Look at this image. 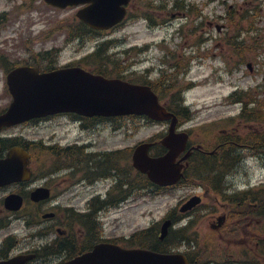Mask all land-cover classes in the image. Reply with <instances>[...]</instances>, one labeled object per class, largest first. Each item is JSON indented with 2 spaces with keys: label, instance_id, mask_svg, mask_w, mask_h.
I'll return each instance as SVG.
<instances>
[{
  "label": "rangeland",
  "instance_id": "1",
  "mask_svg": "<svg viewBox=\"0 0 264 264\" xmlns=\"http://www.w3.org/2000/svg\"><path fill=\"white\" fill-rule=\"evenodd\" d=\"M144 1L137 0L136 7H138L136 8L134 3L130 7L131 11L134 14L140 12V6L143 10L147 9ZM151 1L154 2L152 5L155 9L150 13L154 20L149 24V18L141 12L140 16L131 20L128 25L114 30L109 33V37L103 38L111 39L115 45H119L117 49L111 51L123 52L127 49H134L133 46L137 48V46L146 43H150L151 47H147L139 54H130L136 58L135 66L128 67L131 63L128 66L113 63L106 72L115 76L131 75L132 78L144 79L143 71L146 70V67L159 64L158 60L162 55V49L172 51L173 54L167 58L170 63L179 62L180 65H185L184 58L190 56L192 57L190 59L191 69L183 77L184 81L181 82V85L186 89L185 95L190 103V112L195 118L189 124L193 127V138L205 143L211 141L212 137L227 124L226 121L229 118L220 122L222 116L234 117L238 115L239 118L243 113V123H247L248 111L244 112L242 103L232 101L230 95L236 90L240 92L255 88L257 91L254 96L264 99V48L256 49L254 46H248L256 41L262 42L264 45V0ZM184 4L189 6L183 13L181 8H184ZM246 10L252 14V18L255 20V32L249 31V21L243 19L248 14V12L243 13ZM75 12L76 8L48 7L43 0H0V16L3 18L0 22V61H8L7 59L10 57L15 59L19 52L20 55H23L22 49H42L44 43L41 40L32 42V46L27 41L33 36L39 37L38 34L42 30L53 24L59 26V38L56 41L47 42L45 47L52 44L62 46L64 41L77 33L69 26ZM57 19L66 21L58 25L59 20ZM157 24L161 25L155 26ZM239 33L238 39H242L241 45L236 48L232 47V44L228 46L227 39L224 37H236ZM101 39L93 35L81 39L75 37L65 47L66 50L60 56V62L80 57V55L94 50ZM196 49H204L200 56L204 58L203 60L198 58V53H188ZM245 49L248 51L246 52ZM113 54L116 62H121L116 58V53ZM93 60L99 62L100 58ZM156 77L154 76V78ZM3 82L4 79L0 73L1 95L5 94L2 88ZM240 97L248 99V95L245 94L236 96L237 99ZM204 122L208 123L205 127H201L200 123ZM69 126L63 120H56L50 125L47 123L41 126L30 125L27 128H20V131H24L30 141H32L31 139L36 140L35 138L42 132L45 134L56 133L57 136L52 143L59 142L60 145L65 146L72 144L79 136L77 130L67 131ZM164 129L163 125L151 121L130 119L128 126L125 124L122 129L115 130L113 127H108V130H103V127L94 129L91 133L83 135L80 141L95 142L100 150L111 151L117 146H135L139 141L156 135L158 138L155 139H161L158 133ZM246 132L248 133V129L240 132V135L243 136V133ZM124 154V156H120V160L115 159V161L120 163L119 167L125 176L128 172V159L127 153ZM242 155L248 158V163L238 165L229 176V180H235L241 186L247 184L248 187L264 183V157L255 155L254 151H244ZM234 157L236 156L234 155ZM35 158L37 159L36 155ZM139 181L140 184L145 183L142 180ZM199 191L197 185L188 184L180 185L164 193L149 191L143 193L140 191L139 199L133 203L132 207L125 205L121 209L107 212L103 215L102 222L106 225L105 229L108 235H128L131 231L148 227L162 220L170 210L178 209L181 205L180 202L190 193H200ZM207 202L209 200L205 199L204 203ZM221 211L220 208L215 215ZM211 216L210 213L207 217L205 216L204 208L198 209L189 217L190 220L196 219L190 229L191 233L203 236L205 232H208L209 222L207 219ZM260 228L262 225L259 228L253 227V230ZM251 246L254 248V245ZM182 249L185 250L186 247L184 246ZM261 249L263 250V247ZM240 250L238 252L234 246L221 248L219 240L215 236L207 245V253L201 254L199 259L207 258L203 264H215V261L226 253L239 255ZM254 255L258 256L259 254L256 252ZM261 259L263 260L262 257ZM248 264H253V262L250 260Z\"/></svg>",
  "mask_w": 264,
  "mask_h": 264
},
{
  "label": "flooded vegetation",
  "instance_id": "2",
  "mask_svg": "<svg viewBox=\"0 0 264 264\" xmlns=\"http://www.w3.org/2000/svg\"><path fill=\"white\" fill-rule=\"evenodd\" d=\"M23 50L24 54L16 57L21 60V65L38 66L46 71L60 67L59 62L55 61L57 54L52 49H47L51 52L46 49ZM0 70L5 84L7 72L1 63ZM10 103L9 94H0V114L7 110ZM66 116L73 120V127L79 134L72 144L65 145H73L65 152L70 154V158L64 161L56 158L52 168L45 158L39 157L38 174L30 181L0 187V263L19 258L22 261L20 264H63L67 259L89 250L95 242L103 239V231L97 218L110 202L117 201L113 199V193L117 191L119 197L123 198L124 181L127 182L128 189L132 186L133 194L136 186L139 187V182H130L129 174L126 177L123 175L119 162L113 165L114 179L110 185L107 178L108 153L100 150L95 142L80 144L83 135L94 131L93 123L100 126L97 129L103 127L106 130V118L95 117L96 122H93L76 114ZM11 130L12 127H6L0 131L1 157L20 144L29 149V141L25 136H22L24 139L21 138L20 144H12L14 135L10 133ZM39 144L42 145V142L39 141ZM226 144L223 141L218 147ZM59 145L57 142L54 146ZM93 146L96 148L88 151ZM201 152L209 155L206 151ZM36 189H40L36 194L39 198L33 199L32 193ZM13 192L22 197V206L17 210L5 205L6 196ZM94 217L95 220L91 221ZM82 225L88 234H95L84 239L80 232Z\"/></svg>",
  "mask_w": 264,
  "mask_h": 264
},
{
  "label": "water",
  "instance_id": "3",
  "mask_svg": "<svg viewBox=\"0 0 264 264\" xmlns=\"http://www.w3.org/2000/svg\"><path fill=\"white\" fill-rule=\"evenodd\" d=\"M54 5L65 7L68 4L92 2V5L79 14L94 26H108L118 21L124 13L120 6L128 0H46ZM21 75L28 76L26 73ZM53 76L48 74L36 81H20L13 84L16 94L27 93L30 90L44 96L54 109L77 111L82 114L117 115L144 114L156 120L172 118L170 134L163 140L169 151L159 157L148 156V145L140 146L135 153V165L147 173L151 180L160 184H171L180 177V167L176 166L175 158L184 149L187 134H174L176 117L168 112L159 102L158 96L147 86L134 85L120 79H106L102 76H92L82 71L71 70ZM61 80L56 82V78ZM29 90V91H30ZM38 101V100H37ZM16 104V102H15ZM20 104L18 100L17 104ZM13 115L17 107H13ZM15 173V168L8 172ZM199 198H194L183 209L195 205ZM169 222L165 223L162 237L166 234ZM68 264H188L181 254H163L146 249H124L115 245H105L93 252L78 257Z\"/></svg>",
  "mask_w": 264,
  "mask_h": 264
},
{
  "label": "trees",
  "instance_id": "4",
  "mask_svg": "<svg viewBox=\"0 0 264 264\" xmlns=\"http://www.w3.org/2000/svg\"><path fill=\"white\" fill-rule=\"evenodd\" d=\"M240 46L238 42L237 47ZM253 94L248 93V122H255V127L252 131H248V148L255 153L264 154V100H257ZM255 103V107L249 110V105ZM212 169V166H210ZM209 173H213L209 170ZM255 219H253V218ZM257 218V219H256ZM253 219L256 224L264 225V184L248 190V220ZM260 227V226H259ZM258 227V228H259ZM140 244L146 247H151L156 250H166L173 240L168 237L166 240H159L158 235L154 232V228L139 233ZM259 240V248L263 246L264 239L259 235L254 238V242ZM252 255L256 252L262 254L261 249H250ZM255 256V255H254ZM258 257V256H255ZM261 264V260L258 262Z\"/></svg>",
  "mask_w": 264,
  "mask_h": 264
},
{
  "label": "bare ground",
  "instance_id": "5",
  "mask_svg": "<svg viewBox=\"0 0 264 264\" xmlns=\"http://www.w3.org/2000/svg\"><path fill=\"white\" fill-rule=\"evenodd\" d=\"M58 158H60L61 161L68 160L70 158V154L64 152V153L58 154ZM181 241L185 243H190L188 239L186 240L184 238H181Z\"/></svg>",
  "mask_w": 264,
  "mask_h": 264
},
{
  "label": "clouds",
  "instance_id": "6",
  "mask_svg": "<svg viewBox=\"0 0 264 264\" xmlns=\"http://www.w3.org/2000/svg\"><path fill=\"white\" fill-rule=\"evenodd\" d=\"M239 188V185H234V189H238Z\"/></svg>",
  "mask_w": 264,
  "mask_h": 264
}]
</instances>
